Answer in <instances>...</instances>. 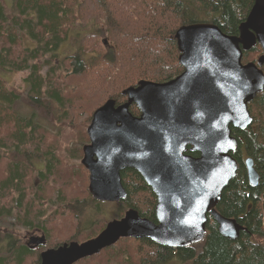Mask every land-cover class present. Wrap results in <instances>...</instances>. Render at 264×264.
I'll return each mask as SVG.
<instances>
[{"label":"trees","instance_id":"obj_1","mask_svg":"<svg viewBox=\"0 0 264 264\" xmlns=\"http://www.w3.org/2000/svg\"><path fill=\"white\" fill-rule=\"evenodd\" d=\"M253 3L13 0L7 5L0 0V220L15 215L24 226L41 227L48 234L47 241L54 231L65 234L49 246L96 236L107 219L101 217L100 200L88 186H82L77 167L87 170L82 162H73L81 160L83 144L89 141L87 127L94 110L108 98L123 102L127 98L123 90L141 79L163 82L177 76L183 66L175 34L182 24L209 21L228 34H239V24ZM73 30L79 37L78 50L63 56L57 50ZM27 36L34 38L36 45L25 43ZM261 53V45L256 43L244 51L243 61H257ZM1 70L25 72L23 82L20 86L9 84ZM85 105H89V112ZM249 109L251 125H231L239 141L232 152L239 168L217 205L219 212L237 218L246 229L231 239L222 235L217 222L211 220L204 239L186 246L145 240L146 248L132 250L136 257L145 255L135 263L168 264L175 258L183 264H264V242L250 239L264 235V89L249 102ZM131 111L140 112L134 103ZM41 115L53 122L55 117L59 120L55 130L43 125ZM246 154L253 157L261 175L256 185L247 177L243 161ZM121 175L127 193L122 199L126 207L119 217L128 208L156 221L152 188L135 169L126 168ZM51 203L63 206L67 212L54 213L62 226L52 218H44ZM83 228L90 232H80ZM5 234L4 242L0 238V248L14 244V249L0 252V264H26L33 250L27 243H16L17 238L9 230ZM120 244L106 247L86 260L102 258L108 251L118 250ZM133 255L127 256L133 259Z\"/></svg>","mask_w":264,"mask_h":264},{"label":"water","instance_id":"obj_2","mask_svg":"<svg viewBox=\"0 0 264 264\" xmlns=\"http://www.w3.org/2000/svg\"><path fill=\"white\" fill-rule=\"evenodd\" d=\"M175 36L184 70L164 82L140 80L123 90L126 101L117 104L109 98L99 106L88 125L90 141L82 157L90 193L100 200L123 199L127 192L121 170H139L157 194L158 223L129 209L121 218L108 220L94 237L47 247L39 264H74L128 236L186 246L205 237L208 213L228 238L246 229L215 205L238 169L232 152L239 142L231 125L247 128L253 122L249 102L264 89V0H254L239 34L199 21L182 24ZM256 43L262 54L257 61L244 62V51ZM133 103L140 114L131 111ZM188 145L200 156L186 154ZM244 163L248 180L258 184L253 157ZM31 242L34 247L45 245L46 234Z\"/></svg>","mask_w":264,"mask_h":264},{"label":"rangeland","instance_id":"obj_3","mask_svg":"<svg viewBox=\"0 0 264 264\" xmlns=\"http://www.w3.org/2000/svg\"><path fill=\"white\" fill-rule=\"evenodd\" d=\"M5 4L7 5H10L12 4V1L13 0H3ZM252 5L250 6L249 8V11L251 9ZM248 11V13H249ZM247 13V15H248ZM246 15V17H247ZM245 20V19H244ZM243 20V21H244ZM240 25V24H239ZM76 32L75 30H73L69 37L66 39V41L62 42L58 48V52L60 54H62L63 56L64 55H67L69 53H72V52H75L78 50V47H79V40L77 37L76 38ZM226 33V32H225ZM228 34V33H227ZM25 40V43H27L28 45H36V41L34 38L30 37V36H27L24 38ZM105 43V42H104ZM107 43H108V40H107ZM105 43V44H107ZM262 48V47H261ZM252 49V48H251ZM249 49V50H251ZM247 50V51H249ZM263 52V50H262ZM93 53V52H91ZM95 54V53H93ZM262 54V53H261ZM260 54V55H261ZM259 55V56H260ZM87 57V56H86ZM248 62V61H247ZM46 69L47 67L45 66L43 68V72H46ZM1 73L2 75L7 79L8 83L11 84V85H14V86H20V84L23 82V77H24V74L25 72H18V71H5V70H1ZM174 78V77H173ZM172 79V78H171ZM141 80H147V79H141ZM170 80V79H169ZM140 81V80H139ZM138 81V82H139ZM153 81V80H152ZM156 82V81H155ZM131 86V85H130ZM129 87V86H128ZM126 89V88H125ZM109 99V98H108ZM107 99V100H108ZM106 100V101H107ZM116 100V99H115ZM127 100V98H126ZM254 100V99H253ZM105 101V102H106ZM104 102V103H105ZM117 102V101H116ZM124 102V101H123ZM103 103V104H104ZM119 103H122V102H119ZM117 103V104H119ZM84 104H86V102H84ZM87 105V104H86ZM85 105V106H86ZM101 106V105H100ZM87 108V112L90 111V107L88 105V107L86 106ZM98 108V107H97ZM96 108V109H97ZM26 110L28 109L27 107L25 108ZM95 109V110H96ZM94 110V111H95ZM86 112V113H87ZM94 113V112H93ZM92 119V118H91ZM40 120L42 121L43 125L45 127H48L49 130H55V123L59 124V120L55 117V122L51 121V120H48V119H45L44 116L41 115L40 117ZM91 122V121H90ZM90 124V123H89ZM251 125V124H250ZM88 128V127H87ZM239 142V141H238ZM238 147H239V143H238ZM248 155V154H247ZM242 156V155H241ZM249 156V155H248ZM243 157V156H242ZM245 157H243V161H244ZM81 162L82 160L80 159H74L73 162ZM254 167L256 168L255 166V162H254ZM79 170H80V174H81V177H82V180H81V183H82V186L84 189H87V186L89 188V170L84 167L86 170H87V173L86 171L83 169L82 166H78L77 167ZM239 168V167H238ZM123 170H126V168H123ZM256 170H258L256 168ZM238 171V169H237ZM140 173V175L143 177V175L141 174L140 171H138ZM259 173V171H258ZM260 175V173H259ZM261 176V175H260ZM88 181V182H87ZM151 187V186H150ZM152 188V187H151ZM153 190V188H152ZM154 191V190H153ZM223 192V191H222ZM155 193V192H154ZM156 195V203H157V194L155 193ZM100 200V199H98ZM122 199L121 200H115V201H111V200H106V201H103V200H100V204H101V208H102V215L101 217L107 219V220H111V219H114V218H117L119 217V215L122 213L123 211V207L125 206V204L122 202ZM128 204V203H127ZM59 206H62V205H59ZM48 210L46 212V216L44 218H52L54 219V221L57 219V217H55L54 213H67L66 211H63L64 207H58L57 205H55L54 203H51L49 206H48ZM126 207V206H125ZM135 208V207H134ZM125 209H128V208H125ZM15 214H16V211H15ZM53 216V217H52ZM100 217V218H101ZM98 218V217H97ZM69 219L66 220V223ZM59 221L61 222V220L59 219ZM58 220H56V225L57 226H62L61 223L59 222ZM71 221V220H70ZM90 223L87 224V226H89ZM10 231L12 234H13V238L16 240L17 238V241H15L16 243H26V239L32 234L34 233H37V234H41V232H44L43 229L41 227H33V228H29L28 226H24L22 225L21 223L18 222V218L15 216V215H11L9 217L7 216H4L2 220H0V238L2 239L4 237L5 232L7 231ZM60 231V230H59ZM80 232H90L89 229H81ZM48 238V234L46 232H44ZM54 234L51 236V238L47 241V244L46 246L49 247V244L51 241L55 240L57 236H64L65 234H62V233H55V231L53 232ZM206 234V233H205ZM239 236V235H238ZM237 236V237H238ZM93 237V236H92ZM237 237H235L234 239H236ZM90 238V237H89ZM88 238V239H89ZM5 240V238H3ZM3 239L1 240V242H4ZM204 239V238H203ZM201 239V240H203ZM232 239V238H231ZM252 242H256V243H263L264 242V235H261V234H256L254 236H252V238H250ZM72 240V239H71ZM86 240V239H84ZM84 240H79V241H84ZM146 239H141V238H138V237H134V236H128V237H121L117 242H121V246L118 248V250H113V251H108L102 258H99V259H93L91 261H88L86 260V258H82L80 259L79 261L75 262L77 264H140L139 261L136 262V260L138 259H142V257H145V255H139L138 257H136V254L135 256L133 255L135 252H133L132 250H138L139 248H146L147 245L145 243H147L145 241ZM199 240V241H201ZM14 241V240H13ZM70 241V240H68ZM197 241V242H199ZM0 242V243H1ZM116 242V243H117ZM113 244V245H116ZM195 243V242H194ZM6 245V244H5ZM4 245H2V247L0 248V252L3 253V252H6L8 250H11V249H14V244H12L11 246H8L6 248L3 247ZM150 247V246H148ZM11 248V249H10ZM6 249V250H5ZM105 249V248H104ZM41 248L39 247L38 249L36 250H33V253L34 255L32 254L31 256L28 255L27 257V260H26V264H37V261H38V258H39V252H40ZM132 254L133 257L135 258H131V257H128L127 255L128 254ZM154 258V257H153ZM149 264V262L147 263ZM168 264H183L182 262H180L178 259H173L171 262H169Z\"/></svg>","mask_w":264,"mask_h":264},{"label":"flooded vegetation","instance_id":"obj_4","mask_svg":"<svg viewBox=\"0 0 264 264\" xmlns=\"http://www.w3.org/2000/svg\"><path fill=\"white\" fill-rule=\"evenodd\" d=\"M183 66V65H182ZM183 70H184V66H183ZM182 70V71H183ZM181 71V72H182ZM180 72V73H181ZM179 73V74H180ZM164 82V81H163ZM126 95V94H125ZM127 96V95H126ZM124 101H126V100H124ZM135 104V103H134ZM133 105V104H132ZM132 105L130 106V107H132ZM136 106H137V104H136ZM138 107V106H137ZM131 109V108H130ZM138 109H139V107H138ZM139 111H141L140 109H139ZM138 114H140V112H137ZM138 114H136V115H138ZM90 141V140H89ZM88 141V142H89ZM85 143H87V142H85ZM84 143V144H85ZM84 144H83V148H84ZM191 148H192V145H188L187 146V150L185 151V153L186 154H189V155H192V156H196V157H198V156H200V154H201V152L200 151H193V150H191ZM237 150V149H236ZM193 153H197V155H195V154H193ZM83 154H84V152H83ZM248 155L246 154L244 157H247ZM82 157H83V155H82ZM82 157H81V160H82ZM82 162V161H81ZM83 164V163H82ZM84 165V164H83ZM84 167H85V165H84ZM125 168H132V169H135V168H133V167H125ZM123 170V169H122ZM121 170V171H122ZM135 170H137V169H135ZM137 171H139V170H137ZM144 180H145V178H144ZM145 182L149 185V186H151V187H153L147 180H145ZM219 203V202H218ZM218 203L215 205V208H216V210L219 212V209L217 208V205H218ZM155 210H156V204H155ZM139 213V212H138ZM219 213H221V212H219ZM222 214V213H221ZM124 215V214H123ZM122 215V216H123ZM223 215V214H222ZM122 216H120V217H122ZM225 216V215H224ZM237 219V218H236ZM211 220H213L214 222H217V220L212 216V215H210L209 213H208V221H207V224H206V228H207V225H208V223L211 221ZM153 222H156V223H158V220H157V217H156V221H153ZM239 222V221H238ZM239 224H241V225H243L241 222H239ZM217 225H218V222H217ZM244 226V225H243ZM245 227V226H244ZM43 232H41V234H42ZM41 234H37V233H34V234H32L31 233V235L26 239L27 241H26V243H27V245L32 249V250H36V249H38L39 247L41 248V250H40V254H39V259H40V255H41V252L44 250V249H46L48 246H46L47 244H45V245H39V246H37V247H34L33 245H32V242H31V238L32 237H35V236H38V235H41ZM138 238H141V239H146L147 241L148 240H152L149 236H147V235H141L140 237H138ZM153 241V240H152ZM155 242V241H154ZM157 243V242H156Z\"/></svg>","mask_w":264,"mask_h":264},{"label":"bare ground","instance_id":"obj_5","mask_svg":"<svg viewBox=\"0 0 264 264\" xmlns=\"http://www.w3.org/2000/svg\"><path fill=\"white\" fill-rule=\"evenodd\" d=\"M84 155V154H83Z\"/></svg>","mask_w":264,"mask_h":264}]
</instances>
